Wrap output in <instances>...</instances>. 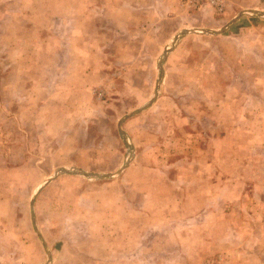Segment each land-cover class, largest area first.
<instances>
[{
  "label": "crops",
  "instance_id": "obj_1",
  "mask_svg": "<svg viewBox=\"0 0 264 264\" xmlns=\"http://www.w3.org/2000/svg\"><path fill=\"white\" fill-rule=\"evenodd\" d=\"M22 1L30 4L39 1L41 8L42 3L47 2L0 0V7H5L7 2L21 4ZM66 1L68 0L64 2ZM109 1L113 5L107 6L104 13L95 16L98 21L92 29L93 33L91 32V36L95 38L93 44H87L86 41L85 23L89 14L85 0H78L76 6L73 0L68 1L72 4L67 10L57 12L56 16L55 13L43 11L40 17L45 22L48 20L43 33L36 27L26 33L18 26L21 14L7 12L6 7L1 9L0 52L4 53H0V68L4 69L0 71V75L6 76V81L1 79L6 82V86L4 92L0 91V102L10 105L13 100L14 117L30 115L33 118L35 115H44L46 129L71 130L72 133L66 135L69 139L65 138L66 141L57 144L66 147L58 153L62 154L58 166L67 169L76 166L85 171H94L99 176L117 177V172L109 174L112 173L109 165L112 164V159L114 162L119 159L121 141L114 133H110V139L106 135L102 141L95 137L97 133L104 135L103 131L110 130L111 126L118 130L120 123L136 150L133 163L119 178H101L92 188L85 189L80 194V200L83 199L84 202H79L86 209L87 218L83 222L80 246L76 241H70L69 259L76 258L77 264H144L141 261L147 257L144 254L147 241L144 242V232L161 229V259L165 260L161 264H194L193 258L207 259L217 254L223 264H264V185L256 187L254 182L259 181H253L264 177V123L257 121L264 120V111H257L254 108L256 106L249 105L245 106L247 110L241 108L247 99L255 104L261 100L260 97H264L262 91H247V84L256 86L264 78V0H226L224 19L238 16L239 22L243 18L239 13L246 9L253 11L254 18H244L245 25L235 29L239 31L238 35H232L234 30H231L229 37L203 34L193 36L197 40L201 39L203 49L206 44L211 52L220 51L221 58L206 61L183 58L182 52L187 48L183 42L187 40V36L184 37L178 44L182 45L169 52L165 65L163 63L166 80L164 83L162 76V98L160 96L150 108L146 109L144 104L121 116L126 112L124 111L121 117H116V111L107 113L101 103L94 99L93 89L103 87L111 96L117 95L114 96L117 98L131 97L135 92V97L146 99L149 96L150 75L145 76V81L141 80L146 86L135 88V81L128 74V70L132 72V69L127 67H133L136 58L132 46L135 43L131 37L128 40L125 38L126 45L117 46L116 50L121 49L119 58L107 55L106 49L113 47L111 44L114 41L111 40L114 35L122 34L118 33L119 28L107 23L106 18L126 20L127 24L130 23L129 29L133 26L137 28L142 21L140 18L146 15L144 10L137 7L145 8L147 4H154L158 6L155 9L157 17L161 16V34L167 35L165 22H162L166 19L168 25H171L168 35L172 34V30L173 33L181 30L185 22L189 23L187 28L195 25L214 28L220 22L213 19L214 14L207 6L191 9L192 11L185 7L181 11L178 0ZM125 4L126 9L119 11ZM190 12L195 13L194 18L190 17ZM150 15L153 16V13L150 12ZM57 18L63 19V23L54 27L49 21ZM158 18L155 19L153 28L159 25ZM148 28L149 25L146 29ZM157 30V38L154 35L151 42L150 33L146 32V37L136 43L141 46L140 50L146 51L149 46L155 45L157 52L161 50L159 26ZM31 34L44 35L47 40L44 43L22 42L23 36ZM2 39L5 41H1ZM25 49L28 50L27 54ZM127 51L132 56L127 55ZM6 54L10 57L8 61L3 56ZM115 65L125 68L124 71H119L118 78L109 75ZM138 65L140 66L139 62ZM210 70L214 72L208 74ZM10 76H13L12 81ZM170 76L174 81L173 86H176L172 91L166 84L167 77ZM195 76L206 78L196 84ZM113 81L114 84H111ZM221 81L225 82V91L220 87V93L218 90ZM195 84L197 91L199 89L211 108L198 109L191 101L181 106L183 94L193 97ZM18 86H23L27 93H23ZM178 86L181 87L180 91ZM3 95L8 96L7 102L2 99ZM228 97H233L238 102L237 108L241 109L238 117L241 115L246 118L250 115L253 118L251 122H245L241 117L243 120L238 117L232 119L233 109L223 107L228 102ZM217 105L222 108L216 107ZM2 111L7 112V109ZM222 116L229 117L228 124ZM230 130L243 133L256 131L260 134L248 139L239 137L231 142L227 134ZM78 132H85L87 140L76 142L74 139L78 137ZM170 137H174L169 142L176 153L168 158L164 166L162 163L165 155H162L161 148L163 144H169L163 140ZM85 146L92 149H78ZM70 148L73 151L77 149L74 159H70L69 154L65 155ZM45 154L49 157L53 155ZM103 154L107 160L106 171L101 170L103 167L99 170L97 165H93L96 162L92 159L93 155L102 159ZM157 167H161V170L157 171ZM156 173H161V178L158 179L161 181V192L152 186ZM119 182L122 186H117ZM90 196H93L91 203ZM155 196L161 197L160 204ZM151 199H155V203ZM154 211H161V227L155 219L157 216ZM118 243L122 244L121 250H118ZM46 244L49 246L50 242ZM66 249L67 247H62L61 250ZM119 259L125 262H118ZM50 264H59L57 255H51Z\"/></svg>",
  "mask_w": 264,
  "mask_h": 264
},
{
  "label": "rangeland",
  "instance_id": "obj_2",
  "mask_svg": "<svg viewBox=\"0 0 264 264\" xmlns=\"http://www.w3.org/2000/svg\"><path fill=\"white\" fill-rule=\"evenodd\" d=\"M45 1L47 2L42 3V8H41V3H39V1L37 3H31V4L28 1L27 2L22 1L21 4H17L14 2H7L5 4L6 6L5 5L4 6L6 7L7 12L15 11L17 14L22 15L21 19L18 20L19 22L18 26H21V28L26 33H29L30 30L31 31L34 30L33 27H36V29L38 28L40 32L43 33L45 30L44 27L48 25V23H46L48 20H46L45 22V20L40 17L42 12L49 11L55 13L54 16H56L57 12L60 13L63 10H67L68 7L72 4V2H68L72 0H68L66 2H64L65 0H49V1L45 0ZM73 1L75 2L74 5L76 6L78 0H73ZM85 1H86L85 2L86 11L87 14H89L87 15L86 23H85L87 30L86 41L87 44H93L95 43V38L91 36L93 33L92 29L95 26V23L97 24L98 21V17L95 16L97 14L99 15L101 13H104L107 9L106 7L113 4H111V1L109 0H85ZM182 3H183L182 0H178L177 4L179 9L181 11H184L185 6ZM125 6L126 4L123 5L119 11L125 10L126 9ZM5 7L3 6L0 7V20L2 19L1 9H4ZM157 7L158 6L154 4H147L145 8H141V6L137 7L141 11L144 10L146 12V15L144 17H141L140 14L141 17L140 19L142 21L140 22V25L138 24L137 28L133 26L129 29L128 27L130 23L127 24L126 20L106 18V20H108L107 23H110L112 26H115V28L116 27L119 28L120 32L118 33L122 34L118 36L114 35L113 39L111 40L114 41L111 44L113 45V47H108L106 49L107 55L111 54V55H115V59L119 58V54H121L119 52H121V49L116 50V48H118L117 46L126 45L127 40L131 37V40L135 43L132 46L135 49L134 52L136 53L135 54L136 58L134 59L135 65H133V67L131 68L130 65H127V67H129V69H132V72L128 70V74L130 78L134 79L135 88L136 86H146L145 82H142L141 80L144 79L145 81V76L147 74L150 75L149 77L150 90L148 92L149 96L146 99L135 97L136 95L135 92L131 94V97L117 98L114 97L117 95L111 96L108 91L104 90L105 88L103 87L98 86L93 89L92 94L94 96V99L97 102L101 103V106H103V108L106 109L107 113L116 111L117 112L116 117L118 116L121 117L127 114L128 112L137 110L140 107H142L144 104L146 105L152 99L153 91L157 86L156 79H158L159 76L158 65L160 62H162L164 58V53L167 49L171 50L170 51L171 53L177 48V46L180 47L182 45V44L181 45L178 44L182 41V39H184V37L187 36V40L183 41L184 44H186L187 46V48L184 49V51L182 52L183 58L202 59L205 61L209 59L212 60V59L221 58L220 51H218L217 53H213L209 50V47H207L206 44L204 47L205 49H203L201 39L197 40L193 38V36L214 35L215 37V36L225 35L226 37H229L231 36V34L233 35L234 33L238 35L239 31L237 32V30L235 29H239L245 25L243 22L244 18H251V19L254 18V15L252 13L253 11H251V9H246L239 13L240 16H243V18L239 19V22L237 18L234 20L232 24H230L233 18L224 19V15L226 14H224L223 16H216L213 13L214 14L213 19L220 22L218 23L217 27L201 28L198 25H195V26H191L190 28H187L186 25H189V23L187 24V22H185V25H182L181 30H179L176 33H173L172 30V34L170 35H168V33L170 31L171 25H168L166 19L162 21L165 22L164 25L167 34L165 35V34H161V16L160 18L157 17V10H155ZM190 11L192 10L190 9ZM150 12L153 13V16L150 15ZM193 13L194 12L189 13L191 15L190 16L191 18H194L193 15L195 13L194 14ZM243 13H245V15H242ZM154 15L158 18V20H160V23L159 25H156L153 28V26L155 25V19H157L156 17L154 18ZM4 21L6 22V19ZM65 21L67 22L68 20L66 19ZM49 23H53L54 27H57L59 25L61 26L63 23V19L57 18L55 20H50ZM142 24H144L143 27ZM76 25L77 22L74 23L75 27ZM147 25H149L148 29H146ZM157 26H159V33H160L159 38L165 42L164 44H162L161 41V46H160L161 50L159 52L155 50L157 45L154 46L155 48L153 46H149L146 51L140 50L141 46L136 43L139 42L141 38L143 39L146 37L145 35L146 32L150 33L149 34L150 42L154 35L157 38L158 35ZM249 28L245 27V29H249ZM222 29L223 31L221 33L213 34L214 32H219ZM184 30H188L189 32L184 36L178 37L174 41L175 37ZM206 30L209 31V34H205ZM231 30L234 31L232 32ZM230 32L232 33L229 34ZM96 36L100 37L101 35L96 34ZM125 38L127 40H125ZM165 39H168L169 41L167 40L165 41ZM46 40L47 38L44 35L32 36L31 34L28 36H23L22 42H25L26 44H28L31 41L35 43H44ZM1 41L4 42L5 39H2ZM80 43H82V41H80ZM144 43L146 42L144 41ZM138 50H140L139 53L137 52ZM1 52L4 53V51ZM128 52L129 51L126 52L127 55L132 54ZM27 53L28 50L25 49V54ZM3 56L7 57L6 61L10 60V57H8L7 54ZM110 59L113 60V58ZM252 59L254 60V58ZM138 62L140 66L138 65ZM3 69L4 67H1L0 71H3ZM124 70H125L124 67H118V65H115L112 73H110L109 75H111V77L114 76V78H118L120 76L119 71H124ZM163 71H164V67H163ZM212 71L214 72V70H210L208 74H210ZM262 72H264V70ZM164 74H163L164 77L163 82L165 83L166 75ZM3 76L4 74L0 75V85L2 84L0 91L2 92L5 91L4 87L6 86L5 85L6 82H3L1 80L4 79V81H6V76H4V78ZM171 76H173L172 73ZM171 76L167 77L166 84L170 86V88L168 89H171L172 91L173 88H176V86H173L174 81L172 82L173 78ZM205 78L206 77L198 78V76H195L194 82L196 84L197 82L201 83L202 81L205 80ZM9 79L10 81H12L13 76H10ZM161 82L160 85L162 87L164 83L161 84ZM111 84H114V81L111 82ZM196 84L194 87L195 91L193 93V97H191L189 94H183L184 97L180 100L181 106L187 105L188 102L191 101V103H193V105H195L198 109L208 108L210 104L201 94L199 89L197 91ZM28 85L29 83L27 84V86ZM255 85L256 86L247 84V91L255 90V91L264 92V78H262V83ZM18 87L21 88V91H23V93L25 94L27 93L24 90L23 86H18ZM112 87H114V85H112ZM161 87H159L158 89L156 99L153 101V103L148 105L146 109L152 107L160 96L162 98L163 92H161L162 90ZM220 87L222 90L225 89L224 81H221L219 83V89ZM180 88L181 87L178 86L179 91ZM221 89L218 90L220 93L222 92ZM7 97L8 96L5 97V95H3L2 99L5 100V102H7L6 100ZM260 98L261 100H259V102L255 104L252 103L250 99H247L245 105L243 102L241 108L247 110V107L245 106L249 105L251 107L256 106L254 108H257V111L259 110L264 111V97H260ZM226 100L228 102L224 103L223 107L224 108L231 107L233 109L234 114L232 115V119L238 117L239 115L237 114L241 110L237 108L238 102L234 100L233 97L231 99L230 97H228L226 98ZM22 102H24V100ZM13 107H14L13 100H11L10 105L9 104L5 105L4 103L0 102V264H47L48 255L50 256L57 255V261L59 262V264H77L76 258H74L75 259L74 260V259H69V257L71 255L70 241H76L78 245L80 244V240L83 236L82 233L84 226L83 222L87 218V216H85L86 209L83 208V205L80 204V202H84L83 199L80 200L81 198L80 194L83 193L85 189L92 188L95 183L101 180V178L100 179L97 178L95 175H98V173L95 174L93 173L94 171H85L83 169L77 168L76 166H72L68 169L62 168V166H58V163L61 162V155H62L61 153L60 154L58 153L60 150H64L66 147H61V145H57V144L66 141L65 140L66 135L71 134L72 133L71 130L53 131L50 129H46L47 125H44L45 117L44 115L41 116L40 114L39 117L35 115L33 116V118H30V115H21L14 117V114L12 112ZM216 107L222 108L219 105H217ZM5 108L7 109V112L2 111ZM212 108L215 109V107ZM242 114L246 116V113H243V111ZM227 115L230 116L231 114H227ZM240 117L243 118L244 120L241 119ZM240 117L238 118H240V120H243L245 122H251L250 120L253 119L252 116L250 115L246 116V118H244L241 115ZM222 118L228 124V120H230L229 117L226 118L225 116H222ZM255 119H258V116H255ZM232 121L235 122L237 120H232ZM257 121L258 123H264V120L261 119H258ZM103 125L104 124H101V126ZM19 127L21 130L19 129ZM122 130L126 134L128 146L124 144L119 134V131L116 128L114 129V126H111L110 130L108 129L104 130L103 131L105 133L104 135L97 133L95 137V139L102 141L103 137H106L107 135V139L108 138L110 139V133L111 134L114 133V135H117L119 141H121L122 143V146L120 145L118 149L119 159H117L116 162H114V160L112 159V162H110L112 164L109 165V168L112 169V173L109 174H114L115 172H118L121 168L123 167L124 168L119 174H117V177L107 178V180L119 178V176L123 173V171L133 163L136 155V150L130 138L128 137L127 133L123 128ZM89 133H91V131H89ZM227 134H229L232 142L239 137L248 139L250 137L259 135L260 132L247 131L243 133V132H238L236 130H230L229 132H227ZM262 134L264 135V132H262ZM85 138H86L85 132H78V137H76L74 140L76 142L79 141L82 142L83 140H87ZM66 139H69V136ZM169 139L172 140L174 139V137L165 138L163 141H166L169 144L167 145L165 143L161 148L163 151L162 155L163 156L165 155L162 163L164 166L168 161V158H172L176 153V150H174V146L170 144ZM45 144L49 146L46 147ZM78 149H81L82 151H87L92 148L85 146ZM68 152L69 153H66L65 155L67 156L69 154L70 159H74L77 156V149L73 151V148H70ZM45 153H53V155L49 157ZM168 154L171 157H169ZM92 159L96 161L93 163V165H97V168L99 170L101 167H103V169H101L103 171L108 170V168L105 166V163L107 161L105 160V154L102 155V159L101 157L96 155H93ZM93 170H95L94 167ZM159 170H161V167H157V171ZM80 172L92 174V176L85 177L83 174H79ZM65 176H74V177L69 178ZM160 178H161V173H156V178L155 177L153 178L152 186L158 188V190L161 192V181L158 180ZM253 181H259V182H254V186L256 187H262V185H264V177H262L259 180H253ZM121 184L119 182L117 183V186H122ZM251 187H253V185H251ZM157 196H155V199L160 204L161 197H157ZM89 199H90L89 203H91L93 201V196H90ZM155 199L154 200L151 199V202L155 203ZM154 213L157 216L155 219L159 222L160 224L159 226L161 227V211H154ZM47 242H50L49 246H47L46 244ZM144 242L145 245L147 246L146 247L144 245L145 246L144 254L147 255V257L141 259V261L144 262V264H161L162 261H165L161 259V229H157V231H153L152 229H149L147 232H144ZM121 246L122 244L118 243V250H121ZM170 246H171L170 249H172L173 243L170 244ZM62 247H67V249L61 250ZM202 259L203 258H193L192 261H194V264H223L221 257H219V254L212 257L209 256L207 259H203V260ZM118 262L124 263L125 260L119 259Z\"/></svg>",
  "mask_w": 264,
  "mask_h": 264
},
{
  "label": "water",
  "instance_id": "obj_3",
  "mask_svg": "<svg viewBox=\"0 0 264 264\" xmlns=\"http://www.w3.org/2000/svg\"><path fill=\"white\" fill-rule=\"evenodd\" d=\"M237 17H238V16H237ZM237 17L234 18V19L230 22V24H232V23L234 22V20L237 19ZM222 31H223V29L220 30L219 32H214L213 34L221 33ZM188 32H189L188 30H184V31H182L181 33H179V34L175 37L174 41H175L178 37H180V36H184V35L187 34ZM206 33H209V31L206 30ZM170 51H171V50H169V49H167V50L165 51V53H164V58H163L162 62H160V64H159V76H158L157 86H156V88L154 89L153 98L148 102V104L145 105V108H146L148 105H150V104L156 99V97H157L158 89H159V87H160V82H161V80H162V76H163V63H164V61H165V59H166L167 54H168ZM118 131H119V134H120V136H121V138H122L124 144H126V145L128 146L127 137H126V134L124 133V131L122 130L121 123H120V125L118 126ZM123 168H124V167H123ZM123 168H121L116 174H119V173L122 171ZM79 174H81V172H80ZM83 175L86 176V177H89V176H90V175H87L86 173H83ZM95 176H96L97 178H109V177H110V176H108V175H103V176L95 175ZM50 260H51V256L48 255V262H47V264H50Z\"/></svg>",
  "mask_w": 264,
  "mask_h": 264
},
{
  "label": "built area",
  "instance_id": "obj_4",
  "mask_svg": "<svg viewBox=\"0 0 264 264\" xmlns=\"http://www.w3.org/2000/svg\"><path fill=\"white\" fill-rule=\"evenodd\" d=\"M182 2L186 8L194 10L207 6L217 16L224 15L227 9L226 0H182Z\"/></svg>",
  "mask_w": 264,
  "mask_h": 264
}]
</instances>
